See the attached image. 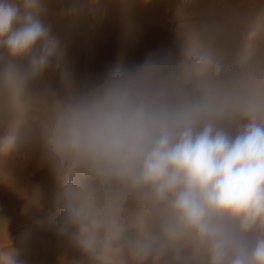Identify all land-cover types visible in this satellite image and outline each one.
<instances>
[{
  "label": "clouds",
  "instance_id": "9594fccd",
  "mask_svg": "<svg viewBox=\"0 0 264 264\" xmlns=\"http://www.w3.org/2000/svg\"><path fill=\"white\" fill-rule=\"evenodd\" d=\"M118 3L0 0V158L49 171L21 195L83 258L59 264H264V0H208L174 49L65 88L54 24Z\"/></svg>",
  "mask_w": 264,
  "mask_h": 264
},
{
  "label": "bare ground",
  "instance_id": "6f19581e",
  "mask_svg": "<svg viewBox=\"0 0 264 264\" xmlns=\"http://www.w3.org/2000/svg\"><path fill=\"white\" fill-rule=\"evenodd\" d=\"M207 2L208 0H193L184 8L188 17L192 16L189 26L199 19ZM214 2L227 4L246 2V0H214ZM168 4L169 0H153L148 7L136 9L129 6L128 0H120L107 20L99 27L85 25L74 30L66 23H55L54 32L59 36L61 46L66 49L65 56L71 53L75 58L72 62L65 60V67L73 68L72 81L95 78L112 67L116 60L119 67H125L142 62L151 53H163L174 49L181 38H173L169 35V26L173 23L174 17H171L167 24L163 23ZM189 26L182 27V30L186 31ZM72 81L65 88L70 87ZM17 161L19 162H16L18 164L16 168L10 171L11 179L7 183L4 182L5 194L0 201L2 218L7 221L10 210L26 200L21 195L22 191L30 193L34 188L39 187L47 199L53 188L52 177L47 168L38 163L37 156H30L24 159V162L20 159ZM9 165V168L13 166V161L10 160ZM1 178L4 179L3 171H0Z\"/></svg>",
  "mask_w": 264,
  "mask_h": 264
},
{
  "label": "rangeland",
  "instance_id": "374dc122",
  "mask_svg": "<svg viewBox=\"0 0 264 264\" xmlns=\"http://www.w3.org/2000/svg\"><path fill=\"white\" fill-rule=\"evenodd\" d=\"M191 1L193 0H169L166 9V18L163 23L167 24L168 20L174 17L173 23L169 26L170 37L181 38L182 34L185 32L182 30V27L187 28L190 25L192 16L188 17L184 8L188 7L187 5ZM177 28L180 29V33L179 29L175 30ZM66 59L72 62L75 58L73 54L68 53L62 61L59 78L63 81L65 87L72 81L73 76H71V74L74 73L73 68L65 67ZM112 67H119L117 60L114 61ZM10 160L13 161V166L11 165L9 168ZM17 160H19V158L12 155L0 158V171H3L4 174V179H0V201L5 194V183H7L12 176L10 175V171L18 165L16 162L19 161ZM22 161L24 162V160ZM15 214L18 216L16 215L15 217ZM0 218H2L1 211ZM7 219V233L11 240V247L19 252L21 257L25 259L26 264H59L61 258H65L68 261H82L83 258L78 253L71 251L67 247V244L56 236L55 221L50 219L47 205L44 211H39L36 208L29 207L27 200H25L20 206L10 210ZM6 239V228L2 223L0 225V243H5Z\"/></svg>",
  "mask_w": 264,
  "mask_h": 264
}]
</instances>
